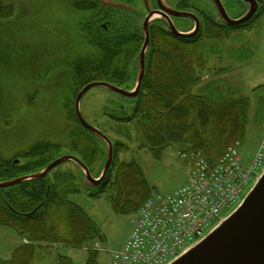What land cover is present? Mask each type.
<instances>
[{"label": "trees", "instance_id": "16d2710c", "mask_svg": "<svg viewBox=\"0 0 264 264\" xmlns=\"http://www.w3.org/2000/svg\"><path fill=\"white\" fill-rule=\"evenodd\" d=\"M12 1L0 0V19L13 16ZM185 3L186 0H179L177 6L186 9ZM68 4L74 16L72 27L83 50L58 62L67 88L59 107L68 126L63 142L69 153L80 156L91 173L96 171L97 175L101 166L94 165H101L104 159L103 148L98 145L102 142L78 123L72 103L76 93L92 81L131 87L140 47L132 37L134 33L138 32L139 37L140 34L137 27V31L126 28L120 10L103 7L98 0H68ZM107 18V30L100 29L99 23ZM207 20L202 16L198 33L189 39L171 36L163 26L149 27L151 39L139 93L132 99L114 95L110 106L101 110L107 119L133 124L141 148L148 149L154 158H159L165 147L173 146L178 152L199 150L213 161L244 130L249 107L246 96L212 99L192 92L205 65L199 44L203 39L224 38L231 31L215 19ZM46 79L44 75L40 81ZM33 92L38 95L37 89ZM25 102L28 103L27 97ZM27 106L32 107L29 103ZM10 117L12 113L0 101V128L12 125ZM2 131L6 132L0 130V145ZM15 136L19 138L21 134ZM113 144V160L107 175L91 191L80 187L76 170L74 173L61 165L42 179L0 188V225L27 241L16 247L9 258H0V264H31L37 249L55 242L85 249V264H99L97 256L104 235L70 196L84 191L87 197L103 199L115 214L132 217L143 201L154 194L138 162L118 159L116 153L124 149V144ZM27 145L18 165L12 164L15 152L4 156L6 149L0 147V181L37 172L61 155V145L56 143L37 140ZM58 262L71 264L63 257Z\"/></svg>", "mask_w": 264, "mask_h": 264}, {"label": "rangeland", "instance_id": "374dc122", "mask_svg": "<svg viewBox=\"0 0 264 264\" xmlns=\"http://www.w3.org/2000/svg\"><path fill=\"white\" fill-rule=\"evenodd\" d=\"M12 2L13 16L0 19V101L7 107V112L12 113L9 120L12 125L0 128L6 131H2L0 147L6 149L4 156H8L16 144L27 138L61 145V157L74 155L69 153L66 142H63L68 126L59 109L65 82L59 76L58 62L62 57L83 50L72 27L74 16L68 0ZM194 2L201 5L200 0ZM190 24L188 19H175V25L180 30L190 27ZM199 48L205 65L200 71V81L192 92L205 94L212 99L234 98L237 95L248 98L244 130L235 137L240 141L242 164L246 165L264 133V13L248 29L233 31L220 39H203ZM44 75L47 79L41 82L40 78ZM48 79L50 81L47 83ZM57 80L60 81L53 84ZM35 89L38 95L33 92ZM113 96L101 88L86 92L80 102L84 119L113 143L124 144V149L116 153L118 159L138 162L153 192L163 194L180 187L185 180V165L180 161L175 147H165L160 151L161 156L154 158L148 149L141 148L133 124L117 123L102 116L103 106H110L109 101ZM25 97L32 107L37 106L33 112L29 111ZM15 134H21V137ZM98 145L106 151L104 144L99 142ZM61 166L73 169L75 173L76 168L71 162L67 161ZM96 166L100 167V163H96ZM253 183L254 179L244 189V195ZM70 199L98 225L104 241L97 261L99 264H110V253L104 249H120L131 229L130 216L115 214L103 199L87 197L84 191L72 194ZM21 242V236L16 231L0 225V258H9ZM62 257L69 259L71 264H85L87 252L55 242L37 249L31 264H59Z\"/></svg>", "mask_w": 264, "mask_h": 264}, {"label": "built area", "instance_id": "2783aa9c", "mask_svg": "<svg viewBox=\"0 0 264 264\" xmlns=\"http://www.w3.org/2000/svg\"><path fill=\"white\" fill-rule=\"evenodd\" d=\"M187 180L176 191L157 195L139 209L133 228L114 264H165L200 238L222 209L240 198L254 174L264 165V139L248 167L239 163L238 143L225 148L215 162L199 152L181 154Z\"/></svg>", "mask_w": 264, "mask_h": 264}, {"label": "water", "instance_id": "95a60500", "mask_svg": "<svg viewBox=\"0 0 264 264\" xmlns=\"http://www.w3.org/2000/svg\"><path fill=\"white\" fill-rule=\"evenodd\" d=\"M102 5L107 6H123L124 4L116 3L112 0H99ZM256 3V0H244ZM146 7V16L142 23V31L144 34V43L140 47L138 53V73L135 79L132 90H125L113 84L103 81H92L82 87L77 93L74 100V112L80 125L97 139L101 140L106 147L105 160L102 165L101 171L97 177H93L79 159L72 155H64L55 160H51L49 164L41 168L37 173L26 175L21 178L12 179L10 181L0 182V188L9 187L17 183L42 179L54 167L64 163L72 162L81 173L80 187L85 191H91L99 186L107 175L110 164L113 159V143L105 135L102 134L97 128L91 126L86 122L81 114L80 102L82 97L93 88H101L107 92L119 95L124 98L132 99L137 96L140 91L142 78L145 71V52L149 43L148 25L151 21L157 18H163L173 36L188 38L197 34L199 30L198 18L189 12H179L173 10L166 5L165 0H156V5L159 10L152 11L148 9L147 0H143ZM214 4L217 13L228 26H235L249 20L255 10L248 11L243 17L233 21L221 2V0H211ZM169 15L177 18L189 19L193 22L191 31L180 32L178 31ZM167 264H264V170L256 178V181L249 189L248 193L225 218L218 222L210 231L196 243L192 244L188 249L172 259Z\"/></svg>", "mask_w": 264, "mask_h": 264}, {"label": "flooded vegetation", "instance_id": "af4514ba", "mask_svg": "<svg viewBox=\"0 0 264 264\" xmlns=\"http://www.w3.org/2000/svg\"><path fill=\"white\" fill-rule=\"evenodd\" d=\"M116 2H121V3H125V4H129L130 8H118V10L122 11V13L124 15H122L125 25L127 26L126 28H128V30L130 29V27L133 28L134 31H137L136 27L139 29V34L140 37L137 33L133 34V40H135L136 42H139V46H141L142 42H143V32L141 29V25L142 22L144 20V17L146 15V7L143 6L142 0H115ZM156 0H147V7L148 9L152 10V11H156L159 10V7L156 5ZM201 1V5L200 2H194V0H186V9H180L177 6V3L175 4L173 0H165L166 5H168L169 7H171L173 10L179 11L181 12H192V13H196L199 14L198 16L201 17L204 16V19L207 18V22L210 20H216L218 21L221 25L226 26V23H222V21L219 19V15L217 13V10L214 6V4L211 2V0H200ZM258 3H254L249 1H244V0H221L224 8H225V12L228 13L229 17L231 19H233V21L238 20L240 17H243L248 11H254L255 13L253 14V16H260L262 13H264V0H257ZM140 2V4H139ZM137 4L138 7H136L135 5ZM135 6V7H134ZM194 7H196L198 10H195ZM117 8H113V9H117ZM195 10V12H194ZM171 16L172 21L175 24V17L172 15H169V18ZM254 17H252L249 21L253 20ZM257 19V18H255ZM254 19V20H255ZM163 18H159V19H155L153 20L150 25L148 27H154V26H160V25H165ZM249 21H245L244 24H240L238 26H226L232 29L236 30H240V29H248L251 24L253 22H249ZM249 22V23H247ZM201 23H202V18H201ZM247 23V24H246ZM102 23H99L100 29L103 30H107L108 26H109V22H108V26L107 25H101ZM98 25V23H97ZM244 25V26H243ZM30 140L25 138L23 140V142H20L18 144H16V146L13 149V151L15 152L13 154V165H18L21 161V159L19 158L20 154L23 153L28 147L29 145H27L28 143L30 144ZM18 156V157H16ZM16 157V158H15ZM33 174V173H30ZM30 174H26V175H30ZM26 175H21V177L26 176ZM16 177L13 179H17V178H21ZM46 177V176H45Z\"/></svg>", "mask_w": 264, "mask_h": 264}, {"label": "bare ground", "instance_id": "6f19581e", "mask_svg": "<svg viewBox=\"0 0 264 264\" xmlns=\"http://www.w3.org/2000/svg\"><path fill=\"white\" fill-rule=\"evenodd\" d=\"M137 73H138V63L136 64V69H135V74H134V78L136 79V77H137ZM59 76L60 77H62V74L59 72ZM60 80H57V81H55L53 84H55L56 85V83H58ZM62 82H64V80H62ZM60 85H61V83H59ZM60 85H59V87H60ZM66 90H67V88H66V86L64 85V89H63V93H65L66 92ZM62 93V94H63ZM63 96H64V94H63ZM75 97H76V95H75ZM45 98V97H44ZM74 100H75V98H74ZM45 101H46V103H48V105H49V102H48V100L45 98ZM37 106L36 105H33V107H29L28 109H29V111L30 112H33L34 110H35V108H36ZM80 108H81V104H80ZM60 109V108H59ZM37 110H39V107L37 108ZM82 111V110H81ZM61 112V111H60ZM63 118H64V116H63ZM100 131V130H99ZM88 133L90 134V132L88 131ZM258 147V146H257ZM104 154H105V151H104ZM75 158H77V159H79L82 163H85L83 160H82V158L80 157V156H75ZM86 164V163H85ZM99 173H100V170H99ZM98 173V174H99Z\"/></svg>", "mask_w": 264, "mask_h": 264}]
</instances>
